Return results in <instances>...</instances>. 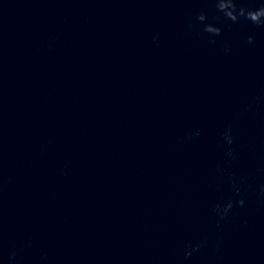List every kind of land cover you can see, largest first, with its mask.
Instances as JSON below:
<instances>
[{
  "label": "clouds",
  "instance_id": "obj_1",
  "mask_svg": "<svg viewBox=\"0 0 264 264\" xmlns=\"http://www.w3.org/2000/svg\"><path fill=\"white\" fill-rule=\"evenodd\" d=\"M215 4V9L218 13H221L225 20L231 21L233 23H239L241 20L250 21L251 23L264 26V4L256 9H248L245 7L238 6V0H211ZM197 21L203 25V32L209 34L210 37H216L221 35V28L216 26L215 23H208V15L205 12H200L196 17ZM219 16H214L213 20H219ZM210 43H215L214 39H210ZM247 43H253V37L249 36L247 38ZM225 51H230V48L226 47ZM231 139H228V143H231ZM264 192V188L261 189ZM239 206L244 205V201L241 199L238 201ZM232 202H228L225 206H217V215L220 219L226 218L228 212L232 209ZM199 245H197L193 250L199 251ZM191 252H187L186 256H190Z\"/></svg>",
  "mask_w": 264,
  "mask_h": 264
}]
</instances>
